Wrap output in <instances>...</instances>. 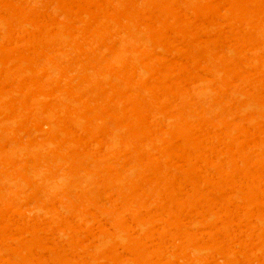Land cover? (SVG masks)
I'll use <instances>...</instances> for the list:
<instances>
[{"label":"bare ground","instance_id":"obj_1","mask_svg":"<svg viewBox=\"0 0 264 264\" xmlns=\"http://www.w3.org/2000/svg\"><path fill=\"white\" fill-rule=\"evenodd\" d=\"M0 264H264V0H0Z\"/></svg>","mask_w":264,"mask_h":264}]
</instances>
